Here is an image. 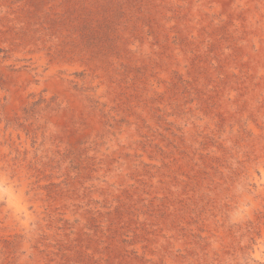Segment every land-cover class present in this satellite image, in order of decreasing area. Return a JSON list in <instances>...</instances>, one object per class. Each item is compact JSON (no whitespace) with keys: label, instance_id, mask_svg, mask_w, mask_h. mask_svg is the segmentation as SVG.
Listing matches in <instances>:
<instances>
[{"label":"rangeland","instance_id":"rangeland-1","mask_svg":"<svg viewBox=\"0 0 264 264\" xmlns=\"http://www.w3.org/2000/svg\"><path fill=\"white\" fill-rule=\"evenodd\" d=\"M0 264H264V0H0Z\"/></svg>","mask_w":264,"mask_h":264}]
</instances>
